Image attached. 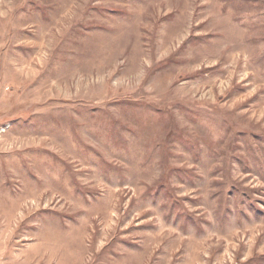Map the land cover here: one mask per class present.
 Masks as SVG:
<instances>
[{"label": "rangeland", "instance_id": "obj_1", "mask_svg": "<svg viewBox=\"0 0 264 264\" xmlns=\"http://www.w3.org/2000/svg\"><path fill=\"white\" fill-rule=\"evenodd\" d=\"M0 264H264V0H0Z\"/></svg>", "mask_w": 264, "mask_h": 264}]
</instances>
